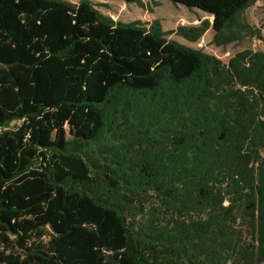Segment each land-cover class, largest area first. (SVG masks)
<instances>
[{"label": "trees", "instance_id": "obj_1", "mask_svg": "<svg viewBox=\"0 0 264 264\" xmlns=\"http://www.w3.org/2000/svg\"><path fill=\"white\" fill-rule=\"evenodd\" d=\"M165 1L212 17L188 42L261 39L257 0ZM165 36L0 0V264L264 263V53Z\"/></svg>", "mask_w": 264, "mask_h": 264}, {"label": "rangeland", "instance_id": "obj_2", "mask_svg": "<svg viewBox=\"0 0 264 264\" xmlns=\"http://www.w3.org/2000/svg\"><path fill=\"white\" fill-rule=\"evenodd\" d=\"M66 1L79 2V0ZM89 1L95 9L114 21L131 22L138 20L146 26L156 21L161 31L166 33V39L195 50H202L222 63H226L235 54L246 50L264 53V0H257L242 15L246 23L253 30L259 32L261 39L240 34L235 40L220 45L213 41L214 32L211 27L196 42H188L174 33L177 27H197L201 22L212 23V17L196 9L172 5L165 0H141L146 5V9H141L134 3L125 0ZM231 34L228 36H232ZM261 154L264 156V150Z\"/></svg>", "mask_w": 264, "mask_h": 264}]
</instances>
